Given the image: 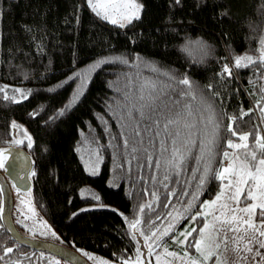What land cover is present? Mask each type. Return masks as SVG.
Wrapping results in <instances>:
<instances>
[{
	"label": "trees",
	"instance_id": "16d2710c",
	"mask_svg": "<svg viewBox=\"0 0 264 264\" xmlns=\"http://www.w3.org/2000/svg\"><path fill=\"white\" fill-rule=\"evenodd\" d=\"M140 2L144 5L142 20L121 28L97 17L86 0H0V88L29 85L30 90L19 103L5 100L0 92V149L21 137L19 127H11L13 121L26 126L33 137L32 148L27 147V140L22 144L34 162L32 198L52 227L53 239L114 264L135 257L139 248L138 241L131 239L128 221L140 216L144 224L155 221L157 225L173 205L184 206L189 201L193 207L186 215L191 217L203 201L217 195L221 184L209 174L198 199L192 200L202 175L194 170L203 167L196 159L199 142L212 131L199 123L200 112L195 113L196 144L181 174L169 170V179L164 180L163 164L156 168L155 161L168 159L171 145L169 152L161 153L156 130L146 129L149 121L141 122L140 136L133 134L135 125L127 119L123 98L129 77L136 85L155 80L149 64L177 77H190L197 92L194 108L203 99L220 124L217 155L212 161L216 170L227 162L219 154L226 150V139H235L226 130L230 117H236L233 127L239 133L259 128L264 134L257 108L264 68H233L231 78L220 75L223 64L232 67L236 55L258 57L259 41L264 37V0H205L201 7L196 6L197 0H183L179 7H170L171 0ZM225 10L228 18L220 15ZM25 24L32 27L31 33L22 30ZM103 60L109 62L94 67L88 77L76 75ZM249 109L254 110L241 119L242 111ZM126 137L128 149L123 146ZM85 144L93 149V161H98L95 175L91 167L96 164H85L81 155ZM132 146L138 149L135 154ZM132 155L139 159L129 165ZM171 191L176 195H169ZM169 200L171 205L165 208ZM146 203L152 208L140 214V205ZM201 226L198 217L196 221L184 219L180 228L198 231ZM52 232L48 233L53 236ZM196 237L193 232L189 240ZM190 251L195 255L194 248Z\"/></svg>",
	"mask_w": 264,
	"mask_h": 264
},
{
	"label": "snow or ice",
	"instance_id": "6c2138e0",
	"mask_svg": "<svg viewBox=\"0 0 264 264\" xmlns=\"http://www.w3.org/2000/svg\"><path fill=\"white\" fill-rule=\"evenodd\" d=\"M204 2L205 0H197L196 6L201 7ZM86 3L97 17L113 25L118 24L121 28L143 18L144 5L140 0H86ZM182 3L183 0H171L170 7H179L182 6ZM220 15L223 18L229 17L227 10L220 13ZM22 30L31 33L32 27L25 24ZM32 39H35V37H32ZM258 52L259 55L255 58L251 55L234 56L233 66L229 67L227 63H224L220 75L231 78L233 68H249L253 65H257L258 70L264 68V37L259 41ZM221 59L226 60L227 57ZM136 60L139 61L140 58L137 57ZM107 62L109 61H99L95 67H99L100 63ZM121 62L126 65L129 64L127 59H122ZM141 63L143 62L141 61ZM136 66L139 67L138 64ZM148 66L157 78L155 80L145 79L136 85L133 78L129 77L128 91L124 93L123 97L124 107L127 109V119L135 125L133 134L140 136L141 122L149 121L150 123L146 126V129L153 130L154 128L156 130L155 136L159 139L161 153L169 152V144L171 145L170 157L163 161L160 159L155 161L156 168H160L163 164L165 169L164 180L167 181L169 170L179 176L185 162L191 155V147L196 144V140L193 139L197 129L195 113L200 112L199 123L204 124L206 129L210 127L212 131L200 139L199 142L200 155L196 159L203 164V167L194 170V172H202V175L198 177L197 192L192 194V200L198 199L199 190L208 182L209 174H212L213 179L220 181L221 184L215 198L211 201H203L200 209L191 217L186 215L193 207L191 201L183 206L182 211L172 206L164 217L165 219L172 217L176 223L180 219L196 221L200 217L202 218V226L198 231L193 227L177 233L174 223L167 224L161 231V228L155 225V221L144 224L142 218L138 216L136 219L128 221L131 239L137 240V234L143 237L144 247L147 248V257L155 255L156 264H176L177 261H179V264H208L213 257L216 258L215 264H228L224 253L229 251V243L232 244V252L243 253V255H239V259L243 261V264H248L249 256H251L252 264H264V134H261L259 128H255L252 133H239L233 127L236 117H230L231 123L226 126V130L239 142L226 139V150L219 154L224 160H230V162L227 166L219 168V170L214 169L212 161L217 155V137L220 132V124L214 109L210 104L205 105L203 99H201L203 110H201V106L194 108L193 102L197 101L196 86L187 74L183 77H177L174 73L162 71L155 65L149 64ZM76 75L79 76L80 74L77 73ZM161 76L165 79L160 80L159 77ZM260 78L264 79V73ZM207 87L211 89V85ZM133 88L135 91H133ZM14 91L20 93L21 98L27 99V94L21 89H15ZM258 91L261 98L257 101V108L259 109L261 122L264 123V84H261ZM0 92H5V89L0 88ZM77 98L74 97V100ZM4 99L11 100L14 103L20 102L16 96L9 97L6 92ZM253 110L242 111L241 119L250 115ZM205 112L207 113L206 117L204 116ZM63 113L64 110L62 109L60 114L63 115ZM123 118L121 117V119ZM11 127L16 129L19 126L13 121ZM24 135L27 138V147L32 148L31 137L26 132ZM161 136H163L162 139H160ZM250 137L252 138L251 145L249 144ZM11 143L20 146L24 141L13 139ZM123 146L125 149L129 147L127 137L123 140ZM227 149L233 150L232 153L230 154ZM137 151L138 149L135 146L131 147V153L135 154ZM6 153H9L8 149H0V168L5 166ZM96 155L99 159L98 152ZM138 159L139 157L132 155L127 163L131 165L132 160ZM149 166H151V163ZM91 173L93 175L97 174L95 166L91 168ZM32 175H35V173L33 172ZM194 178L197 177L194 175ZM141 179L143 178L141 177ZM153 180H155V177H153ZM164 187L167 188V184ZM2 191L0 189V192ZM151 195L154 199L159 200L156 192H152ZM169 195L175 196L176 193L171 191ZM184 195H188V193L185 192ZM93 199L99 200V196H93ZM170 205L171 201L169 200L163 206L169 208ZM145 208L151 209L152 204L140 205L139 213L143 214ZM87 210L82 209V211ZM2 211L3 208L0 207V212ZM74 215L76 214L74 213ZM125 219L127 220V218ZM156 219L159 220L161 217L158 215ZM17 222L20 223V221ZM193 232L197 233V237L190 241L189 237L192 236ZM52 235L55 236V233L52 232ZM169 240L175 245L182 246V252L170 251L167 247ZM0 247L3 246L0 245ZM193 248L196 253L194 256L190 255L188 251V249ZM155 249L162 250L163 259L161 253L156 252ZM11 252H13L11 247H4V255L0 256V260H4V257ZM82 254L89 256L86 252H82ZM142 256H144V253L141 252L140 248H137L134 258H122L119 264H143ZM169 257L171 259H168ZM89 258L92 257L89 256ZM13 264H19V262L14 261ZM51 264H59V261H52ZM99 264H107V262L100 261ZM149 264H151L150 261Z\"/></svg>",
	"mask_w": 264,
	"mask_h": 264
},
{
	"label": "water",
	"instance_id": "95a60500",
	"mask_svg": "<svg viewBox=\"0 0 264 264\" xmlns=\"http://www.w3.org/2000/svg\"><path fill=\"white\" fill-rule=\"evenodd\" d=\"M4 149L9 150V153H6L7 160L4 170L0 169V189L3 190L1 192V207L3 208L1 218L6 231L21 246L52 253L72 264H93L91 259L83 255L78 249L56 240L30 236L17 226L13 218V185L20 192L29 194L32 192L34 162L32 155L24 147L10 145ZM137 241L141 252L144 253V256H142L144 264H149L150 259L147 257V248L144 247L143 237L139 234H137ZM145 257L147 258L145 259Z\"/></svg>",
	"mask_w": 264,
	"mask_h": 264
},
{
	"label": "rangeland",
	"instance_id": "374dc122",
	"mask_svg": "<svg viewBox=\"0 0 264 264\" xmlns=\"http://www.w3.org/2000/svg\"><path fill=\"white\" fill-rule=\"evenodd\" d=\"M94 67H95L94 65H91L90 67H87V68L79 71L80 76H82V77L87 76L88 77L91 74V72L94 70ZM87 77H85V78H87ZM85 78H83V79H85ZM263 84H264V80H263ZM1 88H4L5 89V92L7 93V95L9 97L16 96L17 99H19V100H22L23 98H21L20 93H17V92L14 91L15 89H21L25 94H27V96L30 93L29 85H3ZM5 92H3V93L5 94ZM79 94L77 96H75V97H79ZM255 105H256V103H254V106ZM18 126H19V130H17V131H19V133L21 134V137L18 136L15 139H20V140H23L25 142V140H27V138L24 135L25 132H26L27 135L31 137L32 142H33V137L29 133V131L26 128V126L23 125V124H18ZM17 134L18 133H16V135ZM233 140L235 142H239L237 140V138H235ZM26 144H27V142H26ZM11 145L16 146V145H14L12 143H11ZM80 150H81V155L84 158L85 164H88V165L89 164H92V166L96 164V168H97L98 167V161H96V162L93 161V160L96 159V156L94 155L93 152H91L93 149H91L88 144H85V145L82 146V148H80ZM232 151L233 150H231V149L229 150L230 154L232 153ZM229 162H230V160H227V164ZM227 164H225L224 166H227ZM225 183H226V181H225ZM214 198L208 199L206 201H211ZM14 204H15L16 212L19 215H21L23 217H26L27 220L29 219L32 224L37 225L38 227H42L43 228V231H46V232H49L50 231V232H52V227L50 226V224L48 223V221L44 218V216L38 210L37 206L35 205V203L33 201L32 194L31 193L29 194V193H24V192H15L14 193ZM173 206L175 207V209H179L181 211L183 210V206H181V205H178L177 204V205H173ZM174 215H175V213H174ZM209 219H210V217H209ZM183 220L184 219H180L179 222L176 223V221L172 217H169L167 219L164 218L156 226H159L161 228V231H162L163 228L167 226V224L174 223L175 224V231L177 233H179V232L185 231V228H180V225L183 223ZM4 242H5V239L2 238V236H1L0 237V244L3 246L1 248H4L5 247V243ZM167 247H168V249L170 251H175L177 253H181L182 252V246L173 244L171 242V240L168 241ZM228 247H229V251L226 252V253H224V256L228 260V264H243V261H241L239 259V255H243V253L237 254V253L232 252L231 251V248H232V244L231 243H229ZM155 251L156 252H160L161 253V256H162V259H163L164 254H163L162 250L161 249H155ZM188 251H189V254L190 255H193V253L190 251V249H188ZM1 252H2V250L0 251V253ZM85 252H87V251H85ZM87 253L89 254V256L92 257L91 260L93 261L94 264H99L100 261H106L107 264L108 263L114 264V263H112L110 261H107L102 256H97L94 252L89 251ZM195 255H196V253H195ZM49 258H50L49 256H46L45 258H44V256H42L41 259L48 260ZM17 259H19V258L17 257ZM149 259H150L151 264H156L155 255L149 257ZM168 259H171V258L169 257ZM215 259L216 258L213 257L212 260H210L208 262V264H215ZM257 259H259V258H257ZM142 260H143V258H142ZM117 264H119V263H117ZM143 264H144V261H143ZM176 264H179V261H177ZM248 264H252L251 256L248 257Z\"/></svg>",
	"mask_w": 264,
	"mask_h": 264
},
{
	"label": "flooded vegetation",
	"instance_id": "af4514ba",
	"mask_svg": "<svg viewBox=\"0 0 264 264\" xmlns=\"http://www.w3.org/2000/svg\"><path fill=\"white\" fill-rule=\"evenodd\" d=\"M10 145H8V146H10ZM20 146L24 147V146H22V144ZM0 169L4 170V168H0ZM13 191H14V193L20 192V191H17V189H15L14 187H13ZM13 218H14V221L17 224V226L26 234L33 236V237H40V238H45V239H49V240H56V239H53L55 237L51 236L50 233L43 231L42 227H38L37 225L32 224L29 219L27 220L26 217L19 215L16 212L15 204H14V208H13ZM17 221H20V223H18ZM1 236H2V238L5 239V242H4L5 247H11L13 249V252H11L7 256H5L4 260H0V264H13L14 261H18L19 264H51L52 261H59V264H72V263L68 262L67 260H64V259H62V258H60V257H58L52 253L34 250V249H31V248L25 247V246L22 247L5 230V227L3 225L2 218H1V212H0V237ZM1 250H2V252L0 253V256H3L4 255V248L0 247V251ZM79 251L85 252L82 250H79ZM42 256H44V258L46 256H49L50 258L48 260L41 259ZM17 257L19 259H17Z\"/></svg>",
	"mask_w": 264,
	"mask_h": 264
},
{
	"label": "bare ground",
	"instance_id": "6f19581e",
	"mask_svg": "<svg viewBox=\"0 0 264 264\" xmlns=\"http://www.w3.org/2000/svg\"><path fill=\"white\" fill-rule=\"evenodd\" d=\"M226 164H227V162H226Z\"/></svg>",
	"mask_w": 264,
	"mask_h": 264
}]
</instances>
